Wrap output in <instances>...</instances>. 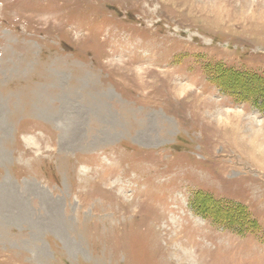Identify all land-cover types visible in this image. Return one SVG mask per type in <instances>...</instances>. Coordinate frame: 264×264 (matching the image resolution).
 <instances>
[{
    "label": "rangeland",
    "instance_id": "obj_1",
    "mask_svg": "<svg viewBox=\"0 0 264 264\" xmlns=\"http://www.w3.org/2000/svg\"><path fill=\"white\" fill-rule=\"evenodd\" d=\"M0 264H264V0H0Z\"/></svg>",
    "mask_w": 264,
    "mask_h": 264
}]
</instances>
